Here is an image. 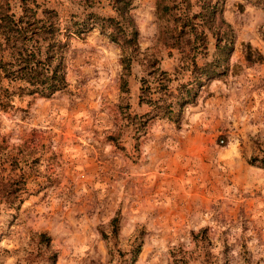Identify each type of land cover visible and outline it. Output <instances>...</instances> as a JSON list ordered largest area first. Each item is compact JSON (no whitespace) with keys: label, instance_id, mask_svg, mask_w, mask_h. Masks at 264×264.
Segmentation results:
<instances>
[{"label":"rangeland","instance_id":"1","mask_svg":"<svg viewBox=\"0 0 264 264\" xmlns=\"http://www.w3.org/2000/svg\"><path fill=\"white\" fill-rule=\"evenodd\" d=\"M38 2L63 27L116 15L109 0ZM132 4L127 75L94 25L70 40L65 90L6 98L0 79V264H264V0H224L222 53L208 31L172 47L155 0Z\"/></svg>","mask_w":264,"mask_h":264},{"label":"trees","instance_id":"2","mask_svg":"<svg viewBox=\"0 0 264 264\" xmlns=\"http://www.w3.org/2000/svg\"><path fill=\"white\" fill-rule=\"evenodd\" d=\"M109 2L115 17L101 20L93 13L87 19H78L63 27L58 13L52 9H41L38 0H19L21 11L18 15L12 12L11 0H0V79L5 80L11 87L3 89L4 97H49L65 90L68 87L65 58L70 40L75 37L82 38L94 25H98L101 31L109 29L108 38L122 44V63L127 75L132 50L137 48V32L129 13L133 0ZM223 3L224 0H155V10L160 20H173V28L169 30V38L175 39L172 47L179 48L183 45L180 51H183L185 46L191 48L197 43L205 47L208 31L216 38V50L222 53L224 47L219 45V39L228 38L227 34L231 31L221 14ZM194 7H198V11L194 12ZM125 22L132 27L131 32H125ZM161 33L163 31L160 30ZM163 37L167 38L165 34ZM187 63L192 66V70L199 69L194 58ZM156 75V81L164 82L167 72L158 70ZM169 81L166 78L165 82ZM125 85L126 82L122 79V86ZM182 93L183 98L190 97L187 91ZM184 102L186 101L183 100L182 103ZM147 103L157 108L151 98H148ZM160 105L156 109L157 112L164 115L172 113L171 100L163 106ZM113 221H116V217Z\"/></svg>","mask_w":264,"mask_h":264}]
</instances>
